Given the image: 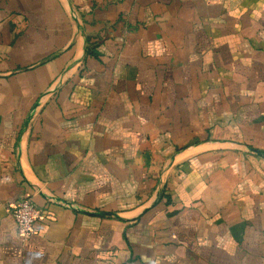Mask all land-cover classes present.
Returning <instances> with one entry per match:
<instances>
[{
    "label": "crops",
    "instance_id": "crops-1",
    "mask_svg": "<svg viewBox=\"0 0 264 264\" xmlns=\"http://www.w3.org/2000/svg\"><path fill=\"white\" fill-rule=\"evenodd\" d=\"M0 264H264V0H0Z\"/></svg>",
    "mask_w": 264,
    "mask_h": 264
},
{
    "label": "built area",
    "instance_id": "built-area-1",
    "mask_svg": "<svg viewBox=\"0 0 264 264\" xmlns=\"http://www.w3.org/2000/svg\"><path fill=\"white\" fill-rule=\"evenodd\" d=\"M10 212L17 223L20 238L27 241L37 231L36 222L41 215L40 208L31 197H27L12 204Z\"/></svg>",
    "mask_w": 264,
    "mask_h": 264
}]
</instances>
